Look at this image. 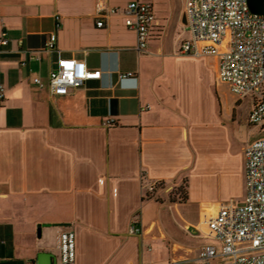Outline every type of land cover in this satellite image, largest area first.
I'll return each mask as SVG.
<instances>
[{"label":"crops","instance_id":"1","mask_svg":"<svg viewBox=\"0 0 264 264\" xmlns=\"http://www.w3.org/2000/svg\"><path fill=\"white\" fill-rule=\"evenodd\" d=\"M96 1L0 0V36L9 39L0 46V264H55L67 230L76 264H198L211 242L197 231L202 211L245 196V148L235 195L225 194L230 154L202 168L198 148L213 130H237L247 99L250 125L254 98L229 92L222 105L217 58L178 53L189 38L185 0H139L155 16L145 51L122 14L97 26ZM130 1L105 3L123 9ZM52 33L56 50L48 52ZM34 52L40 60L22 65ZM58 57L84 60L101 77L50 95L33 79L46 82ZM184 181L187 200L170 201L166 189ZM152 183L164 186L155 193L162 201L145 197ZM190 200L195 223L179 210ZM132 224L141 232L130 233Z\"/></svg>","mask_w":264,"mask_h":264},{"label":"built area","instance_id":"2","mask_svg":"<svg viewBox=\"0 0 264 264\" xmlns=\"http://www.w3.org/2000/svg\"><path fill=\"white\" fill-rule=\"evenodd\" d=\"M95 9L99 28L105 26V16L120 13L125 26L136 33L137 50L147 49L155 19L151 3L133 0L119 9L97 0ZM185 15L189 38L181 43L178 53L216 57L219 81L237 100L253 96L248 123L264 127V15L253 13L248 0H185ZM8 42L3 31L0 46ZM56 42V33L50 34L45 51L56 50ZM39 60L37 52L28 53L21 64ZM130 76L122 74L119 78ZM100 77L101 72L89 70L84 60L58 57L47 81L36 77L33 83L50 95H65ZM244 153V199L220 201L214 212L202 211L197 231L211 242L200 249L198 264H264V134L251 141ZM157 185H147L146 191L153 192ZM129 231L140 233L141 228L132 224ZM58 241L61 257L55 264H76L75 232L60 233Z\"/></svg>","mask_w":264,"mask_h":264},{"label":"rangeland","instance_id":"3","mask_svg":"<svg viewBox=\"0 0 264 264\" xmlns=\"http://www.w3.org/2000/svg\"><path fill=\"white\" fill-rule=\"evenodd\" d=\"M205 89V92H207V89ZM218 94L220 97V101L222 105H226L229 100V91L227 90V87L225 85H219L217 86ZM232 100L235 101V99L232 97ZM238 102L235 104L237 105ZM251 99H247L243 101V105L241 106L242 112V121L240 122L238 129L232 132L231 130H213L212 135L210 134V138L208 141H205L204 145H201L198 148L199 155H201L202 159V168H206L211 161H216L217 159H221L223 157H226L227 154H230L229 158H232V162H234L235 172L230 177L229 181L227 182V188L225 190V194H231L235 195L237 194L239 190L240 185V167H239V160L243 155V149L249 144V142L256 139V133L258 132L257 127H253L250 125H247L246 123V117L245 112L246 109L251 104ZM261 134H259V137ZM256 137V138H255ZM179 187H182V189H185V181L180 186H169L167 191L164 192L168 195V198L170 201H176L181 197V191H177ZM224 194V193H223ZM151 198H155L158 201H162L161 198L155 194L152 195ZM225 201V200H220ZM197 201L190 200L186 203H181L179 205V210L181 213L191 222L195 223V221L199 220V208L196 206ZM163 208L168 210L167 206H164ZM172 215L174 217H179L175 211V208H172Z\"/></svg>","mask_w":264,"mask_h":264},{"label":"trees","instance_id":"4","mask_svg":"<svg viewBox=\"0 0 264 264\" xmlns=\"http://www.w3.org/2000/svg\"><path fill=\"white\" fill-rule=\"evenodd\" d=\"M164 186H162V184H160V183H158V185L154 188V191L153 192H147L146 191V193H145V197H147V198H150V197H152V195L153 194H155L156 192H157V190L158 189H162ZM185 189H182V187H179L178 189H177V191H181V197H179V199L178 200H180L181 202H185L186 200H187V198H188V196H187V184H186V182H185V187H184Z\"/></svg>","mask_w":264,"mask_h":264},{"label":"water","instance_id":"5","mask_svg":"<svg viewBox=\"0 0 264 264\" xmlns=\"http://www.w3.org/2000/svg\"><path fill=\"white\" fill-rule=\"evenodd\" d=\"M263 1L264 0H248V4H249V7H250V10L253 13L263 14L264 15Z\"/></svg>","mask_w":264,"mask_h":264}]
</instances>
